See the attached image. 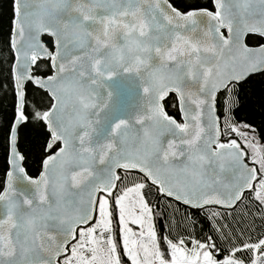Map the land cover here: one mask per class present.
<instances>
[{
    "label": "snow or ice",
    "instance_id": "6c2138e0",
    "mask_svg": "<svg viewBox=\"0 0 264 264\" xmlns=\"http://www.w3.org/2000/svg\"><path fill=\"white\" fill-rule=\"evenodd\" d=\"M35 2L13 3L17 106L12 171L0 191V264H121L122 255L130 264H246L237 253L248 250L247 264H262L264 239L221 260L211 237L189 249L164 236L162 251L144 190L150 182L194 207H231L249 190L264 205V149L231 125L244 148L221 142L215 116L219 90L264 72V44H245L249 33L264 39V0L258 11L253 0H211L215 11H181L170 0H45L52 8L37 12ZM41 60L54 70L45 79L32 74ZM238 62L245 71H235ZM26 81L54 101L34 114L50 133L38 178L15 148L16 127L28 119ZM172 93L182 122L165 111ZM245 149L258 168L248 166Z\"/></svg>",
    "mask_w": 264,
    "mask_h": 264
},
{
    "label": "trees",
    "instance_id": "16d2710c",
    "mask_svg": "<svg viewBox=\"0 0 264 264\" xmlns=\"http://www.w3.org/2000/svg\"><path fill=\"white\" fill-rule=\"evenodd\" d=\"M170 2L181 11H187L188 5L214 10L211 0H170ZM13 3L14 0H0V191L4 185L5 173L8 171V138L16 114V92L12 79L15 55L10 45L14 18ZM43 42L51 48L50 39L43 38ZM245 44L251 48L259 47L264 44V40L250 35L245 38ZM47 63L45 60L38 61V66L33 67L32 74L44 78L51 75V69L45 66ZM24 91L25 114L28 119L18 128L17 150L24 157L22 167L26 174L30 178H36L43 159L49 155L46 154L45 148L50 136L43 122L37 120L34 114L37 111L48 110L52 101L44 91L30 84L25 86ZM163 103L165 111L181 122L178 107L174 106L176 98L170 94ZM215 107L220 122L221 142L227 143L235 139L241 144L237 134L222 129L227 122L238 130L248 129L254 134L257 142L264 146V72L248 77L241 84L230 85L229 89L218 93ZM118 172L121 176L124 175L123 171L118 170ZM136 177L137 174L132 173L121 187L130 186ZM144 191L152 209L153 224L158 237L161 238L162 249L166 248L162 240L164 236L173 241L183 239L188 247H192V240L206 242L211 237V242L216 245L213 250L214 258L221 260L234 247L264 239V205L253 198L251 191L245 192L242 200L229 211L215 210V208L190 210L171 199L163 198L158 188L150 184ZM116 219L117 216L114 214L113 228L116 227ZM250 253L251 250H248L237 253V256L248 262Z\"/></svg>",
    "mask_w": 264,
    "mask_h": 264
},
{
    "label": "water",
    "instance_id": "95a60500",
    "mask_svg": "<svg viewBox=\"0 0 264 264\" xmlns=\"http://www.w3.org/2000/svg\"><path fill=\"white\" fill-rule=\"evenodd\" d=\"M52 4L51 3H48V2H45V0H36V2L33 4V8L37 11V12H44V11H47V10H50L51 8H52ZM212 6H213V4H212ZM250 7L253 9V10H259V4H258V2H257V0H253V2H252V4L250 5ZM213 8H214V6H213ZM213 11H215V8H214V10ZM225 35H227V32H226V30H225ZM256 36V37H259L258 35H256V34H252V33H249L247 36ZM246 36V37H247ZM11 38H12V32H11ZM43 38H48V39H50L51 40V48L52 47H54V45H53V38L52 37H50V36H48L47 34H44L43 36H41V40H42V42H43ZM264 40V39H263ZM10 45H11V43H10ZM249 47V46H248ZM249 48H251V47H249ZM256 48H258V47H253V48H251V49H256ZM13 51V50H12ZM13 53H14V51H13ZM15 55V54H14ZM15 63V56H14V61H13V64ZM13 66V65H12ZM34 67V66H33ZM52 71V73H51V75L52 74H54V70H51ZM235 71L236 72H241V71H245V68H244V66L242 65V64H240L239 62L235 65ZM259 73H262V71H256V72H252L251 74H246L244 77H242L239 81H236V80H233L232 81V83L230 84V85H238V84H241L244 80H246L248 77L250 78V76H252V75H256V74H259ZM33 77L34 78H41V79H45V78H47V77H39V76H36V75H33ZM12 79H14L13 78V75H12ZM27 84H30L31 86H33L34 88H36V89H38V90H42V91H44L47 95H48V97L51 99V101H52V98L49 96V94L44 90V89H42V88H39L38 86H36L34 83H32L31 81H26L25 82V84H24V88H25V86L27 85ZM13 85H14V92H16V88H15V81H13ZM24 90V89H23ZM225 89H221V90H219L217 93H216V99L215 100H217V95H218V93H220V92H222V91H224ZM24 94H25V91H24ZM171 95H173L175 98H176V96H175V94L174 93H172ZM167 99V98H166ZM165 99V100H166ZM54 101H52V103H53ZM15 104H16V106H17V95L15 94ZM179 111V110H178ZM15 112H16V107H15ZM216 113H217V109H216V107H215V116H216V118H217V121H218V125L220 126V122H219V119H218V117H217V115H216ZM179 116H180V121L182 122V117H181V113L179 114ZM15 123V120H14V122H13V124ZM13 124H12V126H13ZM20 125H21V123L19 124V125H17V127H16V133H15V136H16V143H15V148H16V151L18 152V150H17V133H18V128L20 127ZM45 127H46V125H45ZM11 129H12V127H11ZM10 129V130H11ZM46 129H47V127H46ZM48 130V129H47ZM48 132V131H47ZM48 134H49V136H50V133L48 132ZM221 138V137H220ZM10 139H11V132H9V138H8V143H9V145H8V156H9V158L7 159V169H8V171L5 173V176H4V180H3V182H4V185H3V187H2V190L1 191H3L5 188H6V186H7V173L9 172V171H12V166L9 164V160H10V158H11V154H12V149H11V143H10ZM49 142V141H48ZM47 145V144H46ZM45 152H46V154H51L50 153V151H46L45 150ZM19 153V152H18ZM21 163V166H22V161L20 162ZM246 163L248 164V166L249 167H255V166H253V165H251V164H249V162L246 160ZM41 170L39 171V173H38V175H37V177L36 178H38L39 177V175H40V173H41V171H42V164H41ZM120 171H123V170H120ZM133 173H135V172H133ZM135 174H137V173H135ZM138 175V174H137ZM149 184H150V182H149ZM151 185V184H150ZM155 186V185H154ZM157 187V186H156ZM158 188V187H157ZM249 190H245V192H248ZM244 192V193H245ZM243 193V194H244ZM161 196H163V198L165 197V198H168V199H171V200H173V201H175V202H177V203H179L180 205H182V206H184V207H186V208H188V209H193V210H199V209H202V210H204V208H215V210L216 209H219V210H231L233 207H235L236 206V204L237 203H239L240 201H237L233 206H231V207H227V206H224V205H219V204H209V205H202V206H198V207H194V206H192V205H190V204H184L183 202H181V201H177V200H175L173 197H168V196H166V195H163V194H161V193H159ZM241 200H242V198H241Z\"/></svg>",
    "mask_w": 264,
    "mask_h": 264
},
{
    "label": "rangeland",
    "instance_id": "374dc122",
    "mask_svg": "<svg viewBox=\"0 0 264 264\" xmlns=\"http://www.w3.org/2000/svg\"><path fill=\"white\" fill-rule=\"evenodd\" d=\"M226 125H231V123L229 124V123L225 122V123H224V128H222V129H223L225 132H226V131H228V132L231 131V130H230V127H226ZM239 131H240L241 133H243L244 136L247 137L248 141H250L251 143L256 144V145L260 146L262 149H264V146H263V145H260V144L257 142V140L254 138V137H255L254 134H251V132H250L248 129H246V128H241V129H239ZM235 134H236V133H235ZM244 136H239V139H240V141H241V142H240V143H241L240 145H241L242 147H244ZM245 151L248 152V157H247L246 160H248L249 164L254 165V164L252 163V159H251V150H249V149H245ZM254 166H255V165H254ZM255 167L258 168V165H256ZM117 194H118V193H117ZM116 216H117V215H116ZM115 223H116V227H114V230L118 231V216H117V219H116ZM130 227H132L134 231H138V230H139L138 227H137L136 225H130ZM186 246H187V245H186ZM187 247H188V246H187ZM192 247H193V245H192ZM192 247H188V248L191 249ZM161 250H162V251H166V248L161 249ZM121 251H122V250H121ZM260 251H261V252H264V249H261ZM166 258H167V255H166ZM251 258H252V252L250 253V256H249V260H248V261H250ZM247 259H248V257H247ZM121 264H130V261L127 259L126 256H123V255H122V257H121ZM246 264H247V262H246Z\"/></svg>",
    "mask_w": 264,
    "mask_h": 264
}]
</instances>
